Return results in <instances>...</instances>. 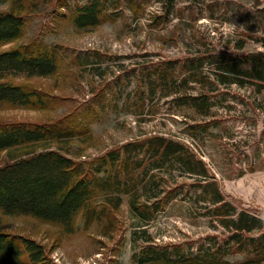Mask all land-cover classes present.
Instances as JSON below:
<instances>
[{"label": "rangeland", "instance_id": "rangeland-1", "mask_svg": "<svg viewBox=\"0 0 264 264\" xmlns=\"http://www.w3.org/2000/svg\"><path fill=\"white\" fill-rule=\"evenodd\" d=\"M88 1L48 0L38 11L27 12L29 24L18 43L38 39L57 49L63 70L43 77L12 73L9 78L29 81L57 99L43 108L0 102V120L44 123L73 111H100L99 119L89 122L93 138L83 136L71 143V155H82L80 160L96 158L158 132L174 135L207 163L227 199L264 219V94L256 95L255 101L249 86H218L220 100L212 114L202 118L196 115L195 119V114L192 119L172 114L170 98L149 99L156 87L151 84L156 72L167 69L169 63L181 76L185 61L192 58L264 51L260 43L249 38L254 33L264 34V17L257 22L254 19L261 14L254 7L257 0H177L166 22L158 0H130L133 6L141 3L138 12L130 8L129 0H107L109 11L115 12L113 18L95 28L80 29L73 22L72 11ZM9 6L10 1L1 3L0 10ZM158 13L162 18L157 22L162 25L154 22ZM16 43L0 46V52ZM244 43L243 50L235 48ZM210 67L207 65L204 71L210 72ZM192 86L194 92L201 90L198 84ZM157 89L160 95L166 88L161 84ZM144 95L146 113L154 110L157 115L144 114L148 121L140 123L133 111L141 106L139 100ZM208 123L212 125L204 127ZM129 151L137 160L136 149L131 147ZM186 156L183 154V159ZM5 157L1 152L0 164ZM154 163V159L145 158L140 173H148L140 174L139 190L158 180L164 183L162 195L144 196L141 202L161 203L165 208L144 227L146 234H136L146 224L132 211L127 194L122 195L115 225L106 234L104 222L87 228L81 215L73 234L64 235L60 225L31 216L5 217V229L43 244L49 264H136L134 255L141 253L143 246L154 244L144 241L151 238L171 247L160 255L167 253L172 259L196 255L202 244L208 243L206 237L215 231L210 219L200 214L207 203L197 204L196 209L195 201L206 181L183 172L181 167L153 170ZM159 163L169 167L167 160ZM251 163L254 171L236 175V168ZM134 180L128 183L133 186ZM169 193L172 196L168 198ZM244 258L238 255L229 260L235 263Z\"/></svg>", "mask_w": 264, "mask_h": 264}, {"label": "trees", "instance_id": "trees-1", "mask_svg": "<svg viewBox=\"0 0 264 264\" xmlns=\"http://www.w3.org/2000/svg\"><path fill=\"white\" fill-rule=\"evenodd\" d=\"M8 1V9L0 10V46L17 43L0 52V102L43 108L56 102L57 98L29 81L17 82L9 77L13 76L12 73L43 77L63 70L57 49L38 39L18 43L29 24L27 12L38 11L48 0ZM8 1L0 0V4ZM158 1L163 12L161 16H165L166 22L177 0ZM107 3V0H89L84 5H77L72 11L75 26L95 28L111 20L115 12L109 11ZM129 4L134 12L141 8V3L133 6L129 0ZM261 5L264 6V0H257L254 5L261 13L254 16L256 22L264 17ZM115 9H118L117 5ZM161 16L159 13L154 16L156 25H162L157 22ZM256 34L249 38L264 48V34ZM235 48L243 50L245 43ZM209 58L185 61L181 76L176 74L177 67L173 63L167 64L164 71H157L151 83L156 87L149 95L150 101L170 98L174 104L172 114L191 119L195 114V119L196 115L202 118L212 114L220 98L218 86H249L255 101L256 95L264 94V51L245 56ZM207 65L211 66L210 72L204 71ZM161 84L166 89L158 95L157 88ZM192 84L200 85L201 90L194 92ZM140 98L141 106L133 113L143 123L148 121L144 114L156 116L157 112L150 110L146 113V97ZM99 117L100 111L88 108L70 112L54 122L0 120V153H6L4 162L0 164V264H49L47 248L33 238L8 232L5 217L31 216L60 225L61 233L66 235L75 233L77 219L81 215L87 228L95 222H104L103 232L106 234L115 225L116 213L123 202L122 195L127 194L132 211L146 224L136 234H146L144 227L165 208V204L141 202L144 196L160 197L164 185L153 180L143 187L142 192L139 190V176L148 173H140L147 157L155 160L153 170L181 167L183 172L206 181L201 185L202 195L195 201L196 209H199L197 204L207 203L203 212L200 209V214L210 219L215 231L206 237L208 243L202 244L199 253L179 259H172L167 253L159 254L163 250L168 251L169 245L146 239L145 242L154 244L143 246L141 253L134 255L136 264H264V219L227 199L207 163L174 135L158 132L140 137L133 143L113 148L90 160H80L82 155L79 154L72 156L71 143L83 136L93 138L89 122ZM208 124L204 127L212 125ZM131 147L136 149L137 160L131 158ZM183 154L187 155L184 159ZM160 160H167L169 167L159 163ZM252 165L239 166L236 175L241 177L254 171ZM132 178H137L133 186L128 183ZM167 196L169 198L172 193ZM238 255H244V260L235 263L229 260V257Z\"/></svg>", "mask_w": 264, "mask_h": 264}]
</instances>
